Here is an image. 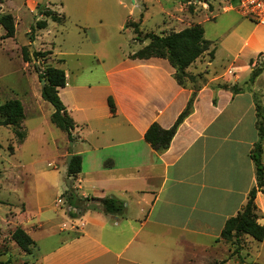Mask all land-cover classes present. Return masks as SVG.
I'll return each mask as SVG.
<instances>
[{
  "label": "crops",
  "instance_id": "0c3cea01",
  "mask_svg": "<svg viewBox=\"0 0 264 264\" xmlns=\"http://www.w3.org/2000/svg\"><path fill=\"white\" fill-rule=\"evenodd\" d=\"M147 1L157 2L159 10L148 12L146 6L140 19L106 22V9L88 4L77 7V13L63 9L72 11L63 14L62 23L47 19V26L38 30V37L43 30L60 32L55 25L68 19L79 37L69 49L56 50L51 41L47 49L60 56L55 66L65 72L58 95L74 122L73 139L59 134L51 161L38 158L15 165L29 170L34 192L30 200L23 195L13 220V229L22 227L34 240L30 253L10 241L25 264H264V237L240 236L232 254L233 247L219 238L225 220L242 207L255 183L250 150L259 138L255 104L264 111V24L222 9L223 0ZM39 3H24L35 14L33 23L40 16ZM127 22H137L141 34H166L198 23L213 54L205 51L190 63L186 71L193 79L186 77L181 85L166 58L131 57L148 39L123 49L116 34ZM256 67L259 73L250 81ZM193 91L191 112L169 146L155 151L145 141V131L152 123L170 127ZM38 97L40 103V93ZM26 119L24 114V136L10 155L20 153L30 135L42 142L52 129L49 124L27 129ZM0 127L14 135L10 126ZM262 146L264 161V137ZM68 154L81 158L74 180L77 193L115 197L124 203L123 215L105 213L97 202L75 217L65 213L57 199L63 200L68 188ZM255 204L264 226L261 191Z\"/></svg>",
  "mask_w": 264,
  "mask_h": 264
},
{
  "label": "trees",
  "instance_id": "16d2710c",
  "mask_svg": "<svg viewBox=\"0 0 264 264\" xmlns=\"http://www.w3.org/2000/svg\"><path fill=\"white\" fill-rule=\"evenodd\" d=\"M39 12L41 17L34 21L28 31L29 40L33 41L35 30L44 29L47 26V19L62 23L64 15L52 10L46 4L39 3ZM0 26L4 29L2 38L13 37L15 33V20L11 13H0ZM126 27H131L134 33V40L141 43L143 39L148 42L138 48L131 54V57L149 58L151 56L163 57L168 60L174 68V76L179 84H184L185 78L193 79L186 68L203 52L208 51L212 56L213 48H209L211 42L204 39L203 27L194 23L179 31H171L166 34H156L147 32L141 34L137 22H127ZM50 51L34 50L29 53L26 45L21 47V56L23 61L29 62L31 58H45ZM260 68L253 69L250 75V81L259 73ZM39 77L44 80L41 86V98L48 101L53 111L50 115V121L60 130L66 133L69 140H72V129L74 122L67 113L65 106L58 95V88L65 85L66 76L62 68L46 65ZM195 89V88H194ZM234 91L238 88L233 87ZM195 98V91L192 92L185 108L179 113L174 123L167 128L161 127L157 123L149 125L144 133V139L150 146L158 152L164 151L173 138L178 125L191 112L192 104ZM110 111H114V105L111 98H108ZM256 110V128L258 131V140L253 144L250 150V157L255 166V183L247 193L246 200L242 207L233 216L228 217L221 229L220 239L229 243L235 253L239 249L240 236L248 235L255 241H261L264 237V226L258 222V212L255 204V195L257 191L264 194V161L262 154V139L264 137V111L259 104H255ZM24 118V109L21 101L17 98L5 100L0 103V126H10L13 133L19 141L22 140L24 133L19 130L20 122ZM81 158L78 154H73L70 163L66 169V176L71 179L70 186L63 192V207L69 217H75L83 213L86 209L92 208L95 202L99 203L103 212L113 215H123L125 211L124 203L111 196L103 198L82 197L74 186V180L80 172ZM11 239L26 253H30L34 240L20 226H16L10 235ZM7 264V262H3Z\"/></svg>",
  "mask_w": 264,
  "mask_h": 264
},
{
  "label": "rangeland",
  "instance_id": "374dc122",
  "mask_svg": "<svg viewBox=\"0 0 264 264\" xmlns=\"http://www.w3.org/2000/svg\"><path fill=\"white\" fill-rule=\"evenodd\" d=\"M24 3L25 0H0L1 11L11 13L16 19L13 37L2 38L4 29L0 27V103L17 98L23 105L24 114L27 118V129L35 126L47 128L46 124H49L52 129L46 131L42 142L37 141L35 136L30 135L20 149V153L10 155L12 147L14 150L17 149L19 140L14 133L12 135L5 127H0V144L2 145L0 147V264H4L3 262H7V264H25L18 247L11 245L10 235L14 226L15 212L20 213L21 210L19 209L22 208L23 195L30 196V200L34 192L28 185L29 180H31V178H28L29 175L31 176L29 170L16 168L15 165L24 164L38 158L51 161L50 157L53 154L55 139L63 133L50 121V115L53 111L52 105L44 99H41L40 103L38 102L40 100L38 93H40L42 86L39 74L46 65L55 66L58 64L56 59L60 56L47 54L45 58L35 59L32 57L29 62H24L21 56V47L26 45L29 53L34 50L44 51L50 48L52 44L49 46V42L51 41L54 43L56 50L60 47L69 49L79 37L74 23L67 19L63 25H55L62 34L59 31L45 34L43 30V36L38 37L39 31L35 30L32 44L29 40L28 30L30 25L33 24L35 14L29 12ZM222 3H225L224 0ZM88 4H100L104 7L107 11L104 18L106 22L116 21L118 17L124 19L127 16L134 20L140 19V14L145 11L146 6L148 12L159 10L157 2L152 3L147 0H144V2L142 0H50L49 2L52 9L64 15L72 9L77 13L80 11L77 7L81 6L82 8V6ZM68 8L72 9L63 12V9ZM39 10L37 9L40 18ZM147 19L146 22H149V24L153 22V19L149 16H147ZM116 38L122 42L123 49L137 45L136 41L131 40L132 31L129 27L124 28L123 26L120 34H116ZM33 102L34 105H32ZM19 130H21V127ZM21 131L23 132V130ZM25 171L26 175L24 174Z\"/></svg>",
  "mask_w": 264,
  "mask_h": 264
},
{
  "label": "built area",
  "instance_id": "2783aa9c",
  "mask_svg": "<svg viewBox=\"0 0 264 264\" xmlns=\"http://www.w3.org/2000/svg\"><path fill=\"white\" fill-rule=\"evenodd\" d=\"M224 2L222 9L234 10L242 17L264 24V0H224ZM57 203H63V200L58 198Z\"/></svg>",
  "mask_w": 264,
  "mask_h": 264
},
{
  "label": "water",
  "instance_id": "95a60500",
  "mask_svg": "<svg viewBox=\"0 0 264 264\" xmlns=\"http://www.w3.org/2000/svg\"><path fill=\"white\" fill-rule=\"evenodd\" d=\"M47 1H48V0H42V2H41L42 5H44ZM40 82H41L42 85L44 84V80H43V79H41ZM71 158H72V154H68V155L66 156V166H67V167H68V165H69V163H70ZM65 183H66V185H67L68 187L70 186V178H69V177H66V178H65Z\"/></svg>",
  "mask_w": 264,
  "mask_h": 264
}]
</instances>
